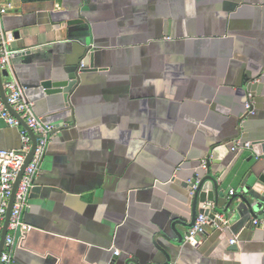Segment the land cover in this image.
Masks as SVG:
<instances>
[{"label": "crops", "instance_id": "crops-1", "mask_svg": "<svg viewBox=\"0 0 264 264\" xmlns=\"http://www.w3.org/2000/svg\"><path fill=\"white\" fill-rule=\"evenodd\" d=\"M0 5L14 53L1 83L12 74L53 128L11 264H264V199L255 193L264 175V0ZM87 56L93 69L71 95L44 92ZM259 83L246 116L247 86ZM20 145V128L0 117V150ZM196 177L218 190V202L197 200L196 218L219 215L227 227L206 226L192 246L185 183Z\"/></svg>", "mask_w": 264, "mask_h": 264}, {"label": "built area", "instance_id": "built-area-1", "mask_svg": "<svg viewBox=\"0 0 264 264\" xmlns=\"http://www.w3.org/2000/svg\"><path fill=\"white\" fill-rule=\"evenodd\" d=\"M7 9L8 6L0 5V18ZM10 40L11 38L7 37L0 28V73L4 71L10 73L11 61L14 57V53L8 48ZM11 76V81L2 84L4 96L0 94V117L8 125L20 128L21 145L17 150H0V237L2 236L13 185L29 154H31V158L22 171L14 193L3 248L0 253V264L12 263L16 240L27 229L22 221V213L28 207V197L39 174L41 163L53 132V128L45 124L34 113L33 105L27 100L25 88L12 74ZM252 107L253 97L249 94L245 104L246 116L252 113ZM21 122L24 123L25 127L21 125ZM29 131L34 135V140H32ZM244 148H248V144H244ZM237 149H239L238 143L232 147L233 151ZM201 167L205 170L207 168L205 163ZM200 182L201 179L199 177L194 179L193 191ZM229 194L232 196L234 192L231 190ZM257 223L255 220L254 224ZM206 226L220 230L226 228L227 223L219 215H215L211 219L203 214L199 215L194 225L189 228L185 236V242L189 245L197 246L199 244L198 236L204 234ZM234 243V240L230 241V244ZM115 254L118 255L117 252Z\"/></svg>", "mask_w": 264, "mask_h": 264}, {"label": "water", "instance_id": "water-1", "mask_svg": "<svg viewBox=\"0 0 264 264\" xmlns=\"http://www.w3.org/2000/svg\"><path fill=\"white\" fill-rule=\"evenodd\" d=\"M25 1H30V0H25ZM91 51V48L89 47L87 49V52H90ZM90 59V56L88 57H85L84 61L82 64L79 65V67L73 72L71 73L70 75L67 76V78L65 80H60V81H57V82H49V81H46L44 82L41 87L43 88L44 92L46 94H68V95H71L73 90L77 87V85L79 84L80 82V76H79V73H83L85 71H87V69H93L92 67V63H89L87 62V60ZM4 73V72H2ZM2 73H0V93L2 96H4L3 92H2V83H1V75ZM262 84L259 83L258 85L255 84V85H248L247 86V91L250 93L251 91L257 89L258 87H260ZM251 96H252V93H250ZM253 97V96H252ZM253 110V107L251 108ZM12 114L14 116H16L15 113L12 112ZM17 117V116H16ZM21 125L23 127H25L24 123L21 122ZM31 137H32V140H34V135L32 134L31 131H29ZM260 146H258V148L260 149L261 153H258L257 154H264V143H257ZM247 149H252V147H249ZM31 158V154L28 155L27 159L25 160L24 162V165L13 185V191H12V195H11V198H10V201H9V206H8V209H7V213H6V219H5V223H4V227H3V231H2V236H1V240H0V253L2 251V247H3V243H4V237L6 235V229H7V226H8V218H9V215H10V211H11V208H12V203H13V199H14V193L16 191V187H17V184L20 180V177H21V174H22V171L24 170L25 166L28 164L29 160ZM184 184V183H183ZM258 184L262 187L261 190L257 189L255 191V193L258 195V197H261L264 199V175L260 176L259 179H258ZM187 185V188H188V191L193 195L192 198H193V202H194V205H193V208H194V211H193V220H192V223L188 226L189 228H191L194 223H195V220H196V208H195V205H196V202L197 200L199 199L200 202H218V190L217 188L214 186L213 182L212 181H209V182H205V181H201L200 184L197 186V188L193 191L192 187L194 185V180L190 183V184H186ZM208 192V193H207ZM215 197V198H214ZM261 204L259 200L256 201L255 205H259ZM199 214H202V211L199 212ZM126 264H137L135 261L133 260H128L126 262Z\"/></svg>", "mask_w": 264, "mask_h": 264}]
</instances>
